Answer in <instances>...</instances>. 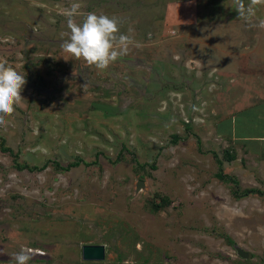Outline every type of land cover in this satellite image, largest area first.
<instances>
[{
	"label": "rangeland",
	"instance_id": "rangeland-1",
	"mask_svg": "<svg viewBox=\"0 0 264 264\" xmlns=\"http://www.w3.org/2000/svg\"><path fill=\"white\" fill-rule=\"evenodd\" d=\"M72 2L116 17L128 54L100 70L64 52ZM235 7L0 0V59L26 80L0 122V264L22 247L46 253L29 264H264V171L228 144L224 105L249 90L240 75L264 72V3L250 22ZM82 244L103 259L82 260Z\"/></svg>",
	"mask_w": 264,
	"mask_h": 264
},
{
	"label": "clouds",
	"instance_id": "clouds-1",
	"mask_svg": "<svg viewBox=\"0 0 264 264\" xmlns=\"http://www.w3.org/2000/svg\"><path fill=\"white\" fill-rule=\"evenodd\" d=\"M264 0H250L245 5L244 0H235V10L245 21L255 17L256 6ZM82 5L72 2L63 10L66 19V30L60 33L61 48L76 59H83L88 65L97 69H107L118 58L127 55L129 46L134 42L126 34L120 33V21L116 17L96 12L81 13ZM81 16L80 22L76 17ZM258 26L264 28V19ZM26 84L23 74L17 72L6 60L0 59V122L3 116L14 112V106L22 100L21 91ZM193 111L199 109L193 105ZM42 249L22 247L12 253L14 264H29L36 256H45Z\"/></svg>",
	"mask_w": 264,
	"mask_h": 264
},
{
	"label": "crops",
	"instance_id": "crops-1",
	"mask_svg": "<svg viewBox=\"0 0 264 264\" xmlns=\"http://www.w3.org/2000/svg\"><path fill=\"white\" fill-rule=\"evenodd\" d=\"M248 80L251 84H247ZM237 81V87L241 84L242 90L247 86L249 90L240 91L241 96L228 103L229 106L224 104L225 109H234L230 112L232 125L225 133L226 140L232 147L240 148L241 155L246 156L244 160L250 158L254 166L260 164L261 174L264 171V72L255 70L252 77L242 74ZM235 169L240 172L244 168L237 166Z\"/></svg>",
	"mask_w": 264,
	"mask_h": 264
},
{
	"label": "trees",
	"instance_id": "trees-1",
	"mask_svg": "<svg viewBox=\"0 0 264 264\" xmlns=\"http://www.w3.org/2000/svg\"><path fill=\"white\" fill-rule=\"evenodd\" d=\"M2 144V140H0V148L2 149V150H8V148L7 147H4V146H2L1 145ZM117 154H119V152L117 153ZM234 156H232V155H230V154H225V159L226 160H230V159H232ZM117 159V158H116ZM218 163H219V161H218ZM54 164L56 165L55 167L56 168H58V169H60V170H63V171H66V170H68L69 168H71V167H74V166H76L77 164H78V161L77 160H75V161H73V162H68V163H66L65 165H59V164H57V162H54ZM44 166H45V164H43V165H41V167H39L38 169L36 168V167H30V166H28V165H26V164H23V165H20V166H18V168H21V167H24V168H28V169H35V170H40L41 168H44ZM215 176L217 177V179H219V180H228L230 177L227 175V174H222L220 171H218L216 174H215ZM231 180H233V182L235 183V185H236V179H234V178H231ZM257 193L259 192L258 190H256V189H254ZM245 192H252V190L250 189V190H247V191H245ZM234 193V195L236 196V191H234L233 192ZM162 200H163V202H165L166 201V199L165 198H163L162 197ZM161 203H154V204H151V209L152 210H156V209H158V208H160L161 206Z\"/></svg>",
	"mask_w": 264,
	"mask_h": 264
},
{
	"label": "water",
	"instance_id": "water-1",
	"mask_svg": "<svg viewBox=\"0 0 264 264\" xmlns=\"http://www.w3.org/2000/svg\"><path fill=\"white\" fill-rule=\"evenodd\" d=\"M142 182L135 183V190H138ZM236 254L245 257L246 253L239 248H235ZM104 255V246L102 244H82L80 246V258L82 260H102Z\"/></svg>",
	"mask_w": 264,
	"mask_h": 264
}]
</instances>
